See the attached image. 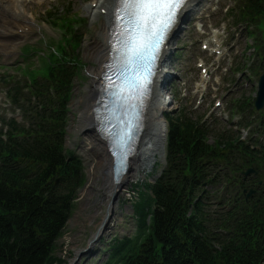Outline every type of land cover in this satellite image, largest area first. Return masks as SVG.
I'll use <instances>...</instances> for the list:
<instances>
[{"label": "trees", "instance_id": "obj_1", "mask_svg": "<svg viewBox=\"0 0 264 264\" xmlns=\"http://www.w3.org/2000/svg\"><path fill=\"white\" fill-rule=\"evenodd\" d=\"M68 9L55 15L67 35L62 49L43 57V71L28 70L22 80L0 75L22 120L0 115V264L62 262L57 241L85 180L80 158L64 148L78 63L64 48L80 38ZM228 11L236 24L264 25V0H234ZM252 35L263 56L264 36ZM166 123L165 167L137 183L139 231L115 236L105 264H264V183L256 185L264 178V143L234 133L208 143L206 129L181 112ZM248 166L259 170L256 179L238 175ZM252 183L257 193L245 200L240 188Z\"/></svg>", "mask_w": 264, "mask_h": 264}, {"label": "rangeland", "instance_id": "obj_2", "mask_svg": "<svg viewBox=\"0 0 264 264\" xmlns=\"http://www.w3.org/2000/svg\"><path fill=\"white\" fill-rule=\"evenodd\" d=\"M92 1L32 0L30 3L28 0L25 2L24 15L25 22L30 26H26L24 30L19 29L21 42L14 54L0 51V75L11 72L10 75L22 80L28 76V70L43 71V57L50 51L62 49L63 43L61 42L58 49L57 40L62 41L63 36L67 35L65 29L53 23L55 15L69 8L70 14L67 19L75 21L72 23L73 30L80 38L77 46L64 48L71 57L78 60L68 103L69 111L66 115L64 148L81 158L85 180L77 191L74 208L66 221L62 236L57 241L55 255L62 259V262L55 261L52 264H69L77 250L88 244L89 239L104 221L107 211L112 207L107 221L108 226L105 227L102 237L93 244L88 254L82 256L79 264H105L110 260L108 250L113 238L115 236L119 239L133 238L139 231V218L132 207L138 199L139 189L143 188V184L137 183L145 179L153 181L165 167L166 142L163 155L157 154V160L152 162V166L136 170L134 177L130 175L126 183L119 188L116 198L107 202L102 168L96 166L101 153L96 150V145L90 142V136L94 134L92 119H89V128L93 130L92 132L88 133L84 128L77 126L80 112L84 108L80 98L86 94L85 87L91 81L89 68L97 67L96 60L89 53L94 36L100 34L102 19L99 16L91 23L90 14L84 10L89 4L95 3ZM8 2L9 0H6L5 3ZM233 3L234 0L199 2L193 13L187 16L188 19L184 17L185 20L181 22L176 36L170 39V52L162 64L166 73H172L174 78H169L170 82L162 87L163 93L171 98L167 100L168 111L162 114L161 120L178 112L185 113L206 129L208 143H213L222 134L234 133L243 140L247 138L249 127L248 129L242 127L239 121L244 120L246 113L252 109L251 99L257 94V79L261 73V66L264 67V55L255 54V35H252L259 30L260 35L264 36V25L258 23L255 28L253 26L247 28L243 23L236 24L227 11ZM67 26L68 24L65 27ZM5 28L8 27L0 29V33L3 32L0 34L2 45H6L11 39ZM26 35L28 36L25 39ZM10 65L16 66L17 73L8 69ZM1 85V113L13 115L21 122L20 113L10 111ZM170 91L174 93V97ZM164 99L166 100V97ZM214 162L219 163L216 160ZM105 166L107 168V165Z\"/></svg>", "mask_w": 264, "mask_h": 264}, {"label": "bare ground", "instance_id": "obj_3", "mask_svg": "<svg viewBox=\"0 0 264 264\" xmlns=\"http://www.w3.org/2000/svg\"><path fill=\"white\" fill-rule=\"evenodd\" d=\"M27 1L28 0H9L8 3H5L6 0H1L2 4L0 5V29L2 30V28H4L5 26L8 27L4 30L11 36V39L6 45L0 44V51H3V53L14 54L18 44L21 42L19 41V29L21 28L22 30H24L26 26H30L28 22H25L26 19L24 15L26 6L25 2ZM203 1L208 0H188L179 12L180 17L182 18L184 16L192 14L195 6L199 2L203 3ZM92 2L95 3H91L88 5V7L84 8V10L90 14L91 23H93L99 16L102 19L100 34L94 36V39L91 42L89 53V55L96 60L97 67L89 68V72L92 75L91 81L85 87L86 94L80 98V102L84 103V108L80 112L77 125L79 128H84L88 133L89 131H93L91 130V128H89V119H92L93 125L92 110L95 106L98 87L103 83L101 75L104 71V63L108 60L109 57L110 25L113 17V10L115 7V0H93ZM178 23L179 22H177L173 26L171 34L166 42V46L162 50L160 58L161 66L168 57L167 54L170 49V39L173 36H176V33L179 31ZM2 33L3 32H1L0 34ZM27 36L28 35L25 36V39L27 38ZM96 37H98L99 39H96ZM215 37H217V34H215ZM162 80L163 75H161L160 71L155 80V89L153 91L149 107L147 109L145 128L142 132L139 145L129 161V167L126 173L127 175H123L118 183H116L114 180V157L111 151L108 149L107 141L104 139L105 141L103 142L97 136L96 138L94 134L90 136V142H93L94 146L96 145V150L100 151L101 153L100 157L96 161V166L102 168L101 174L103 175V183L105 185L104 190L106 192L105 198L107 202H110L112 200L114 195H116V193L119 191V188L122 187L130 178V175L131 177H134V172L136 170L143 168L144 166H152V162H155V160H157V154H160L161 156L163 155L164 143L166 140V125L164 124L163 120H161V116L165 107H161L160 101L158 99V96H161L162 99L166 97L165 93H163L164 90L159 91ZM162 104H164V102H162ZM105 165H107V168ZM103 166L105 167L103 168ZM111 208H109V212L112 210ZM71 261L72 260H70L69 264L71 263Z\"/></svg>", "mask_w": 264, "mask_h": 264}, {"label": "snow or ice", "instance_id": "obj_4", "mask_svg": "<svg viewBox=\"0 0 264 264\" xmlns=\"http://www.w3.org/2000/svg\"><path fill=\"white\" fill-rule=\"evenodd\" d=\"M183 0H115L116 23L112 25L115 46L114 67L122 78L118 92L112 93L117 100L136 102L148 91L150 75L158 50L166 31L173 22ZM115 74V73H114ZM134 118L137 113L134 112ZM129 129L134 127L129 121ZM131 135L121 137L114 144L113 156L118 160L116 171L123 167L129 155Z\"/></svg>", "mask_w": 264, "mask_h": 264}, {"label": "water", "instance_id": "obj_5", "mask_svg": "<svg viewBox=\"0 0 264 264\" xmlns=\"http://www.w3.org/2000/svg\"><path fill=\"white\" fill-rule=\"evenodd\" d=\"M254 106H255L256 111H258L259 109H261L264 106V69L262 70V74L259 76V79H258V89H257V94L255 96ZM92 128L94 129V131H93L94 136H98L96 134L95 127L92 126ZM250 172H254L256 174L258 171L254 170L252 168H247L246 170L241 171V173L244 175H247ZM114 178H116V177L114 176ZM115 182H117V181L115 180ZM253 192H254V190L252 188H249L248 192L245 194V197L250 196ZM116 196H117V193H116V195H114L113 199H115ZM109 205H110V203H109ZM110 213L111 212L107 211V215L105 216L104 221L102 222L101 226L98 228V230L89 239L88 244L84 248L77 250V252L74 255L73 260L71 261L70 264H79V262L82 259V256L85 254H88L92 250L93 244H95V242H97L102 237L104 231L106 230L104 227L108 226L107 221L110 217ZM103 228H104V230H103Z\"/></svg>", "mask_w": 264, "mask_h": 264}]
</instances>
